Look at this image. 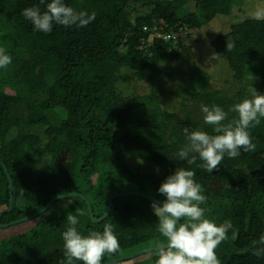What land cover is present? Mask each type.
<instances>
[{
  "label": "trees",
  "instance_id": "obj_1",
  "mask_svg": "<svg viewBox=\"0 0 264 264\" xmlns=\"http://www.w3.org/2000/svg\"><path fill=\"white\" fill-rule=\"evenodd\" d=\"M244 1L246 5L247 0H109L105 18L95 16L80 28L54 25L44 33L21 13L29 7L43 12L51 0H0V48L12 58L7 68H0V160L13 195L7 212L8 181L0 165V224L30 216L54 197L72 192L87 199L95 219L115 193L136 192L162 203L160 184L184 167L195 172L207 197L200 205L205 217L233 226L229 239L215 250L221 264H264V257L252 255L254 242L264 234V186L255 188L256 177L264 175V163L255 160L264 158V118L248 129L255 151L241 149L234 159L225 155L219 171L208 173L198 167L199 159L188 165L177 155L186 143L184 128L214 134L186 104L217 105L228 112L249 95L250 86L264 94V19L245 17L210 41L240 86L231 97L209 91L202 70L187 74V82L174 90L157 83L164 76L174 79L162 62L179 60L192 30L230 15ZM63 2L70 7L68 0ZM160 27L170 39L154 36ZM227 43L234 44L232 50ZM121 69L150 84V92L122 98L115 85L122 80ZM163 95L179 100L186 114L180 118L162 108ZM236 117L228 112L224 123ZM144 163L162 174L145 170ZM151 205L141 196H121L107 218L94 224L82 200H58L29 230L0 236V264H67L62 233L69 227V214L77 216L75 227L82 235L112 225L120 250L105 254L102 264L159 246L166 241ZM156 258L151 252L117 264H155Z\"/></svg>",
  "mask_w": 264,
  "mask_h": 264
},
{
  "label": "clouds",
  "instance_id": "obj_2",
  "mask_svg": "<svg viewBox=\"0 0 264 264\" xmlns=\"http://www.w3.org/2000/svg\"><path fill=\"white\" fill-rule=\"evenodd\" d=\"M44 3L45 0H40V4ZM21 15L32 23L35 31L44 33H51L54 25L86 27L95 19V13L77 12L63 0H51L43 12L39 7L26 8ZM233 47L234 44L227 43L228 51ZM11 62V56L0 48V68H7ZM248 93L247 97L229 108L228 112L236 113L237 117L228 123H224L228 112L223 108L201 105L203 121L212 126L214 134L184 128L186 143L178 151V157L188 165L199 159L202 163L198 167L213 173L214 170L219 171L225 155L234 159L241 154V149L244 152L255 151L256 145L248 129L259 125L264 118V94L252 86ZM194 176V171L177 168L158 188L165 199L162 204L153 202L151 207L158 218V232L166 243L155 248V264H221L215 250L229 239L228 231L233 226L230 222L217 225L205 217V208L200 205L206 204L207 197L202 194V186ZM66 219L69 227L62 233V239L67 264H73V260L83 264H102L105 254L119 252V240L111 224H105L102 232L90 231L82 235L75 227L79 222L77 216L69 214ZM182 220L185 222L181 223ZM252 255L264 257V234L254 242Z\"/></svg>",
  "mask_w": 264,
  "mask_h": 264
},
{
  "label": "rangeland",
  "instance_id": "obj_3",
  "mask_svg": "<svg viewBox=\"0 0 264 264\" xmlns=\"http://www.w3.org/2000/svg\"><path fill=\"white\" fill-rule=\"evenodd\" d=\"M69 5L77 12L95 13L98 18H105L106 13L110 10L109 0H68ZM245 5V1L242 3ZM234 10V11H233ZM228 16H217L207 22L200 29H194L189 33L185 49L181 52L177 62L171 65L167 61L162 62V69L168 70L174 75V79L160 77L158 84L167 90H174L187 82L186 75L194 70H202L209 77L208 90L221 91L224 96L231 97L240 86L234 81L232 72L229 69L226 59L223 55H218L210 46V41L216 37L226 35L230 28L242 21L245 17L257 18L264 17V2H254L247 0L245 6L233 9ZM168 67V69H166ZM120 75L122 80L116 81V88L122 98L137 95H146L150 92L151 85L135 81L136 75L128 69H121ZM197 103L186 104L191 114L203 116ZM161 106L169 112L176 113L178 117H183L185 109L181 107L179 100L170 96L161 98ZM260 164L264 163V158H255ZM145 170L154 174L161 175L162 172L155 169L152 165L144 163ZM264 186V175L259 174L255 179L256 191L262 190ZM153 210V208H152ZM37 220L33 219L25 223L11 226L0 230V236L10 235L11 233H23L36 224Z\"/></svg>",
  "mask_w": 264,
  "mask_h": 264
},
{
  "label": "water",
  "instance_id": "obj_4",
  "mask_svg": "<svg viewBox=\"0 0 264 264\" xmlns=\"http://www.w3.org/2000/svg\"><path fill=\"white\" fill-rule=\"evenodd\" d=\"M0 165H1V167L3 169V172H4V174H5L6 178H7V181H8L9 202H8V210H7V212H9L11 210V207H12V197H13V195H12V180H11L9 174H8L7 168L2 163L1 160H0ZM254 173H256V171L252 172V174H254ZM127 195L141 196L142 198H144V199H146V200H148V201H150L152 203L153 202L161 203L158 200H156V199H154V198H152L150 196H147V195H144V194H139V193H136V192L115 193V194H113L110 197V200L108 202V206L106 208L105 213L102 215V217L99 218V219H95L87 199L85 197H83L82 195L76 193V192H72V193H68V194H64V195H60V196L54 197L40 211H38V212H36V213H34V214L30 215V216H27V217L22 218L20 220L9 222L7 224H0V229H6V228H9L11 226L18 225V224L30 221L31 219L38 218L41 215H43L50 208V206L54 202H56L58 200H61V199H67V198H78V199L82 200L85 203L86 207H87L88 215H89V218H90L91 222L94 223V224H98V223H101L102 221H104L107 218L114 200L116 198H118V197L127 196ZM2 216H3V214L1 213L0 214V218ZM156 247H158V246L148 247V248L139 250V251H137V252H135V253H133L131 255H128V256H125V257H122V258L113 259V260H110V261L105 262L103 264H117V263L129 261V260H132V259H134L136 257L142 256L144 254L154 252Z\"/></svg>",
  "mask_w": 264,
  "mask_h": 264
},
{
  "label": "built area",
  "instance_id": "obj_5",
  "mask_svg": "<svg viewBox=\"0 0 264 264\" xmlns=\"http://www.w3.org/2000/svg\"><path fill=\"white\" fill-rule=\"evenodd\" d=\"M154 36H156L158 38H162L164 40L170 39V36L168 34L164 33V31L161 27L159 28V31L154 33Z\"/></svg>",
  "mask_w": 264,
  "mask_h": 264
}]
</instances>
